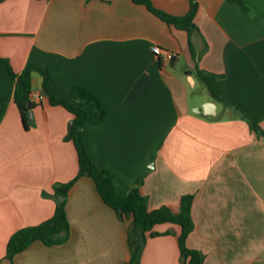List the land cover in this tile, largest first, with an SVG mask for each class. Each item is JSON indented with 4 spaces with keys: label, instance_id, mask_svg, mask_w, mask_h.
Here are the masks:
<instances>
[{
    "label": "crops",
    "instance_id": "1",
    "mask_svg": "<svg viewBox=\"0 0 264 264\" xmlns=\"http://www.w3.org/2000/svg\"><path fill=\"white\" fill-rule=\"evenodd\" d=\"M148 1L172 17L189 9V0ZM242 1L248 15L226 0H198L190 35L195 60L186 32L130 0L0 3V58L16 77L29 66L47 71L55 97L92 112L81 141L92 163L114 176L117 193L138 189L149 211L173 213L182 196H192L194 227L185 245L203 264H264V137L246 121L264 131V0ZM153 46L175 59L163 66ZM197 70L223 78L220 91L230 105L190 97L187 80L200 81ZM30 78L40 99L24 130L15 79L0 65V264H125L128 221L118 220L85 176L63 198L67 240L34 242L6 258L15 232L53 216V186L78 174L68 139L72 116L49 104L39 73ZM79 87L101 100L104 118L74 98ZM152 232L158 235L146 238L139 264H187L178 226Z\"/></svg>",
    "mask_w": 264,
    "mask_h": 264
},
{
    "label": "trees",
    "instance_id": "2",
    "mask_svg": "<svg viewBox=\"0 0 264 264\" xmlns=\"http://www.w3.org/2000/svg\"><path fill=\"white\" fill-rule=\"evenodd\" d=\"M5 0H0V3ZM133 4L144 7L148 12L157 17L176 30H181L188 35L189 53L196 59L193 46L190 41L191 33L196 30L194 19L198 10V0H189V9L183 17H172L154 8L148 0H130ZM230 3L238 4L242 11L248 15L249 9L242 0H226ZM0 65L4 66L12 79H15V89L13 101L20 114L22 128L28 129V116L34 105L30 102L31 96V72H37L43 78L42 89L51 106L64 108L72 116L68 139L72 142L78 160V174L75 178L65 184H55L53 186L52 198L56 202L53 216L32 227H26L15 232L9 239L6 246V258L11 260L13 256L21 253L34 242H41L46 247H52L64 243L67 240L69 224L65 213V200L58 202L57 198L66 199L69 190L82 177L90 178L102 202L113 210L118 220H127V244L130 258L125 264H139L140 253L147 237L158 235L152 232L158 225L171 224L180 228L178 236V248L180 255L187 264H203V256L188 249L185 241L193 230L191 218L192 196L186 195L180 198V208L178 213H173L170 209L163 207L149 211L147 209L146 198L141 196L138 189H132L126 194L117 193L114 189V176L105 170L97 168L87 155L81 141V129L91 116L90 110H82L72 105L71 99L55 97L47 86L48 72L36 67L29 66L24 73L16 77L12 72L8 61L0 58ZM197 75L201 83L205 86L209 97L216 103L230 105L220 91L222 77L197 70ZM75 99L87 101L95 106L100 118L106 116V109L101 100L92 92L85 88H75ZM250 130L258 137H264V131L252 120L246 119Z\"/></svg>",
    "mask_w": 264,
    "mask_h": 264
},
{
    "label": "built area",
    "instance_id": "3",
    "mask_svg": "<svg viewBox=\"0 0 264 264\" xmlns=\"http://www.w3.org/2000/svg\"><path fill=\"white\" fill-rule=\"evenodd\" d=\"M151 53L163 66H168L175 59V54L159 46H153L151 48ZM39 99V95L33 93L31 94L29 100L33 105H35L39 102Z\"/></svg>",
    "mask_w": 264,
    "mask_h": 264
},
{
    "label": "rangeland",
    "instance_id": "4",
    "mask_svg": "<svg viewBox=\"0 0 264 264\" xmlns=\"http://www.w3.org/2000/svg\"><path fill=\"white\" fill-rule=\"evenodd\" d=\"M187 84L191 91V98L196 100L198 104H200L202 101L209 99V94L206 91L205 86L198 80H195V85L192 86L190 81L187 80ZM203 108V107H202ZM219 105H218V112H219Z\"/></svg>",
    "mask_w": 264,
    "mask_h": 264
},
{
    "label": "water",
    "instance_id": "5",
    "mask_svg": "<svg viewBox=\"0 0 264 264\" xmlns=\"http://www.w3.org/2000/svg\"><path fill=\"white\" fill-rule=\"evenodd\" d=\"M207 106H209V107H211V108L214 107V105L211 104V103L207 104ZM198 112H199V111L197 110V113H198ZM208 115H211V114L209 113ZM29 119H30V120L32 119V114H31V113L29 114ZM59 201L62 202V201H63V198H62V197H59Z\"/></svg>",
    "mask_w": 264,
    "mask_h": 264
}]
</instances>
